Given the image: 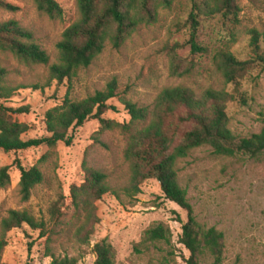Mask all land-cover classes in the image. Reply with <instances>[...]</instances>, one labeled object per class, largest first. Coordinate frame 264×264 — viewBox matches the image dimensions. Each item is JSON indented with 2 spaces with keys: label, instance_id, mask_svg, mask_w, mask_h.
Wrapping results in <instances>:
<instances>
[{
  "label": "rangeland",
  "instance_id": "374dc122",
  "mask_svg": "<svg viewBox=\"0 0 264 264\" xmlns=\"http://www.w3.org/2000/svg\"><path fill=\"white\" fill-rule=\"evenodd\" d=\"M199 0H173L170 8L159 7L157 19L140 26L130 34L120 49L106 46L93 64L78 71L69 85L65 82L57 87L53 83L43 90H21L7 103L17 108L28 105L27 115L16 120L32 126L29 137L44 134L43 118L47 110L61 104L68 96L81 100L103 90L108 83L118 84V98L109 105L104 118L117 123H128L130 117L119 98L124 97L138 105H151L160 91L166 87L182 85L196 92L206 88L222 89L234 96L227 104L226 113L231 131L238 136L257 133L264 119V65L253 68L236 86L224 87L210 56L190 55L192 34L188 17ZM0 23L15 21L30 32L33 42L50 56V64L56 62V45L61 35L77 19L76 0H56L63 10L61 19H51L40 13L33 0H0ZM240 8L238 23L214 18L198 27L197 42L213 52L219 40L227 39L234 32L236 42L231 52L246 61L253 58L249 48L250 31L264 34V0H237ZM13 8V9H11ZM264 51V39L260 37ZM195 64L193 73L184 78L171 77L169 54ZM0 67L9 73L16 84L43 86L47 67L25 64L9 53L0 51ZM97 121H90L71 133L72 144L67 147L59 143L54 149L41 147L19 153L0 151V168L9 166L15 159L24 168L38 165L43 173V183L36 187L27 203H21L18 195L20 173L12 168L10 184L0 189V217L8 210L28 209L33 215L53 228V250L57 255L72 254V235L79 224L69 198L72 185L84 181V165L102 170L111 186L120 187L128 178V165L123 157L125 141L117 132L101 136L107 148L95 143L93 136L99 130ZM178 179L187 191L198 223L206 228H215L224 235L225 250L223 264H264V155L259 160L243 157L216 156L209 149L195 150L191 156L178 164ZM56 204L61 218L54 224L49 215ZM100 224L91 239V245L107 239L116 252V264H146L147 258L134 253L143 232L152 224L162 222L172 232L177 264H185L188 252L178 245L181 234L180 222L186 214L174 203L166 200L159 183L146 181L135 203L121 196H103L96 203ZM7 246L3 252V264H49L44 258L46 238L38 231L23 225L9 232ZM95 255L87 250L80 264H95ZM202 264H209V261Z\"/></svg>",
  "mask_w": 264,
  "mask_h": 264
},
{
  "label": "trees",
  "instance_id": "16d2710c",
  "mask_svg": "<svg viewBox=\"0 0 264 264\" xmlns=\"http://www.w3.org/2000/svg\"><path fill=\"white\" fill-rule=\"evenodd\" d=\"M33 1L36 9L47 17H63V10L56 0ZM172 1L76 0L77 19L62 33L56 45V62L50 65L49 54L32 41L30 32L15 21L0 23L1 52L11 54L25 64L47 67L43 86L16 84L9 79L8 71L0 67V151L19 153L41 147L54 149L59 143L69 147L73 130L82 128L87 122L97 121L100 128L93 136L95 143L107 148L101 136L117 132L125 141L123 157L128 165V178L120 187L111 186L109 176L102 170L84 165V181L80 185H72L69 194L74 215L80 221L71 238L72 254L57 255L54 252L55 230L48 228L45 221L37 219L30 210H8L5 216L0 217V264H3L7 234L23 225L46 238L43 257L50 259L49 264H80L87 250L95 255V264H116L115 249L107 239L91 245L100 224L96 203L111 194L119 200L123 196L133 204L141 193V186L149 180L157 181L164 198L186 214V221L180 222L181 234L177 242L188 252V258L182 256L183 262L223 264L224 235L197 222L187 191L179 183L178 164L195 150L203 148L216 156L228 158L259 160L264 155V119L257 133L246 136L234 134L226 113L227 104L234 100V96L224 88H206L196 92L182 85L166 87L151 105H138L121 97L119 99L130 120L117 123L104 118L108 111H115L109 102L119 97L118 84L112 81L103 90L81 100L73 101L66 96L61 104L45 112L44 134L32 138L28 136L32 126L16 120L17 116L29 114L30 107L7 106L21 90H43L53 83L57 87L65 82L70 85L78 71L89 68L107 45L120 49L130 34L157 19L159 7L168 9ZM0 5L4 4L0 2ZM239 13L237 0H199L194 2L188 17L192 30L190 55L210 56L224 87L236 86L253 68L264 65V51L260 47V37L264 39V34L250 31L249 48L253 58L241 61L231 52L236 42L234 32H229L227 39L219 40L213 52L197 42L196 33L198 27L216 17L231 24L238 23ZM169 64L170 75L175 78L190 76L195 67L192 61L177 56L174 50L169 54ZM12 168L20 173V201L27 203L36 187L43 183V173L38 165L24 168L15 159L11 165L0 168V189L10 184ZM49 215L54 224L60 223L61 215L56 204L50 208ZM133 251L146 257V264H177L172 232L162 222L150 225Z\"/></svg>",
  "mask_w": 264,
  "mask_h": 264
}]
</instances>
